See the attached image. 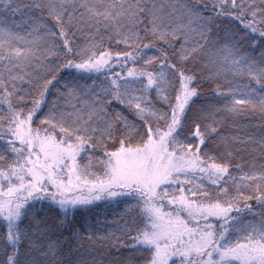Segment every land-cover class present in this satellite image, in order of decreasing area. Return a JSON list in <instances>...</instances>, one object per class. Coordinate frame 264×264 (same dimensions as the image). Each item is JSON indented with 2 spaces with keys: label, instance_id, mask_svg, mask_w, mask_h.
<instances>
[{
  "label": "snow or ice",
  "instance_id": "6c2138e0",
  "mask_svg": "<svg viewBox=\"0 0 264 264\" xmlns=\"http://www.w3.org/2000/svg\"><path fill=\"white\" fill-rule=\"evenodd\" d=\"M0 264H264V0H0Z\"/></svg>",
  "mask_w": 264,
  "mask_h": 264
}]
</instances>
